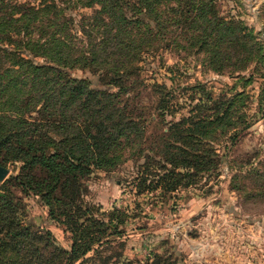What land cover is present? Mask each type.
Masks as SVG:
<instances>
[{"label": "trees", "instance_id": "1", "mask_svg": "<svg viewBox=\"0 0 264 264\" xmlns=\"http://www.w3.org/2000/svg\"><path fill=\"white\" fill-rule=\"evenodd\" d=\"M213 1H81L83 7L95 2L99 8L82 15L80 31L88 40L80 46L66 31L73 16L66 19L65 6L55 0H40L37 6L0 0V165L20 163L17 173L0 182V264H75L121 236L124 212L114 209L103 221L85 200L86 180L95 170L110 172L140 155L141 192L189 186L200 173L217 168L223 155L214 142L228 131L234 141L236 125L246 123L236 108V102L243 105L241 92L214 96L198 81L188 86L189 115L178 120H165L177 112L176 88L152 84L153 117L147 106L123 97L143 85L128 82L142 53L157 35L165 37L168 23H176L165 22L164 15L178 13L191 44L209 51L211 61L228 59L229 48L241 49L245 55L237 70H244L246 61L257 57L261 50L253 30L223 19ZM73 69H87L90 76H74ZM159 119L166 130L147 146V125ZM15 190L37 197L49 217L70 231L69 249L24 219V203Z\"/></svg>", "mask_w": 264, "mask_h": 264}, {"label": "rangeland", "instance_id": "2", "mask_svg": "<svg viewBox=\"0 0 264 264\" xmlns=\"http://www.w3.org/2000/svg\"><path fill=\"white\" fill-rule=\"evenodd\" d=\"M7 1L35 6L40 3ZM81 1L55 0L59 6H65L62 14L66 19L73 16L66 31L80 46L88 40L80 31L81 17L99 8L95 2L91 7H83ZM213 2L223 19L240 21L253 30L260 48L257 50H261L256 51L257 57L246 61L244 70H237L245 52L229 48L228 59L213 62L209 51L201 52L191 44V33L183 29L178 13L164 15L162 20L176 23H168L165 37L157 35L153 47L142 53L137 73L128 82L136 79L143 85L127 91L123 97L129 96L131 105L147 106L145 111L153 117L156 96L152 84L176 88L177 112L165 120H178L189 115L187 96L192 92L188 86L199 81L214 96L230 97L241 92L243 105L236 102V108L237 114L245 115L246 127L236 125L239 132L234 141H229L233 131H228L214 142L223 160L210 172L200 173L189 186L140 192L138 171L142 170L144 158L137 154L127 157L113 171L95 170L86 180L85 200L97 207L95 216L103 221L109 220L108 214L114 209L123 211L125 216L119 225L123 234L111 237L109 244L99 247L98 252L89 251L75 264H155L157 260L161 264H264V0ZM219 66L220 70L213 68ZM71 73L90 76L87 69H73ZM186 87V91L181 90ZM109 88L117 91L116 86ZM162 122L159 119L148 123L147 146L156 144L166 130ZM19 166V162L8 163L7 177L17 173ZM15 194L23 200L24 219L35 228L48 230L56 244L69 249L70 231L49 217L47 207L35 196H24L19 190Z\"/></svg>", "mask_w": 264, "mask_h": 264}, {"label": "water", "instance_id": "3", "mask_svg": "<svg viewBox=\"0 0 264 264\" xmlns=\"http://www.w3.org/2000/svg\"><path fill=\"white\" fill-rule=\"evenodd\" d=\"M9 169L8 167L0 165V182H2L8 175Z\"/></svg>", "mask_w": 264, "mask_h": 264}]
</instances>
